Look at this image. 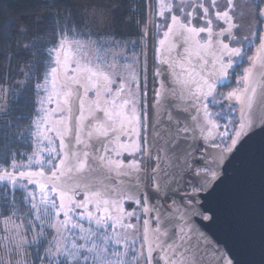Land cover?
<instances>
[{
	"label": "snow or ice",
	"instance_id": "1",
	"mask_svg": "<svg viewBox=\"0 0 264 264\" xmlns=\"http://www.w3.org/2000/svg\"><path fill=\"white\" fill-rule=\"evenodd\" d=\"M159 7L160 16L167 17L173 11L183 16V22L172 15L171 26H157V31L168 27L160 45L165 46L170 35L175 34L182 41L186 59L212 55L216 59L215 79L197 85L193 92L192 83L173 71L171 83L162 80L151 89L150 116L143 110V101L149 95L147 78L141 80L132 63L124 68L134 87H128L127 80L121 82L119 75L113 80L105 72H92L83 80L74 79L84 96L91 100L87 108L88 125H84L81 116V125L77 126L81 135H76L75 130H71V135L67 129L58 131L60 139L64 140L60 146L64 151L55 147L47 149V174L44 161H32L30 157H26L27 167L35 163L41 166L40 171L20 170L25 165L18 164L16 154L11 152L4 161L5 167L0 169L3 185L0 187V216L6 217V226L12 225L0 264H234L193 219L200 217L209 223L215 219L203 209L198 195L210 192L223 177V165L242 143L240 134L253 122L251 112L257 103L260 104V124L264 126V25L261 23L264 22V0H180L175 7L161 0ZM91 16L101 26L111 29L112 21L102 10L92 9ZM237 20L246 21V25L238 24ZM214 26L218 31H214ZM245 26L246 32H243ZM3 29L0 22V33ZM21 31L25 30L17 29L18 33ZM66 31L63 29L61 35ZM103 39L104 43L111 44L114 31L105 33ZM70 43L83 46L80 40L70 42L59 38L58 47L47 48L46 52L56 53L55 63L58 64L60 50ZM255 43L258 46L246 61L250 67L243 68V75L237 80L240 87L228 92L224 100H235L241 105L242 119L236 138L225 130H221L222 135L216 131L219 125L209 111V104L202 106V120L193 117L194 127L178 120L173 124L174 113L169 112L166 105L175 102L168 98L178 92L182 99L201 93L208 100L212 98V105L219 104L223 108L224 101L214 99L217 81L226 79L229 70L239 67L237 58L245 62V56L253 51ZM22 46L27 49L30 42ZM97 48L98 51L109 50L103 45ZM166 49L175 50L176 44L168 43ZM163 63L170 67L167 59ZM56 72L53 68V79ZM30 75L22 69L24 78L14 81L16 89L22 91ZM155 75L161 76V73L155 72ZM97 76L100 79H96ZM41 78L43 76L34 84V91L46 88V83H39ZM126 88L127 94L133 97L125 101V105L131 103L130 110L113 101L110 108L97 111L101 98L112 92L121 96ZM11 90L0 84V114L7 115L9 111L7 97ZM20 91L17 92L20 94ZM51 95L49 93V98ZM65 95H71V90ZM245 108L249 112L247 117L243 116ZM179 110L181 106L177 105ZM217 119L227 117L217 113ZM93 121L94 127L91 126ZM84 127L88 128L86 132ZM4 136L9 141L19 137L11 118L6 131L0 127L2 148L7 147ZM66 137L74 138L75 147ZM228 140L232 141L230 145ZM97 142L101 147H95ZM189 178H194L195 182ZM9 184L23 189L19 200L10 191ZM30 185L38 187L39 203ZM169 200L171 203H166ZM126 202L132 210H126ZM25 203L31 205L26 214L31 219L18 216V204ZM16 219H20V223H16ZM152 224L156 226L153 228ZM234 227L241 232L243 242L240 225L237 223Z\"/></svg>",
	"mask_w": 264,
	"mask_h": 264
},
{
	"label": "trees",
	"instance_id": "2",
	"mask_svg": "<svg viewBox=\"0 0 264 264\" xmlns=\"http://www.w3.org/2000/svg\"><path fill=\"white\" fill-rule=\"evenodd\" d=\"M94 8L109 17L111 29L98 27V21L94 22L93 18L87 19ZM0 22L4 25L0 33V84L12 89L7 97L9 111L7 115L0 114V127L6 131L11 118L13 128L19 130L18 138L13 137L10 141L7 136L2 138L7 145L6 148L0 147V166L4 168L9 152L16 154L17 161H24V155L31 154L32 125L39 112V90L34 91L33 86L42 76L39 83H44L55 60V53L48 54L46 49L58 47L59 38L77 39L85 45L92 44L99 61L103 56L108 60L116 57L128 62L134 56L140 59L145 0H0ZM17 29L25 31L18 33ZM63 29L68 31L62 36ZM110 30L114 31V39L107 44L103 37ZM26 41L30 42L27 49L22 46ZM98 45L109 50L98 51ZM62 50L64 55L65 49ZM111 51H115L116 56ZM22 69L31 75L27 78V86L20 91L14 81L24 78L21 76ZM55 81L53 83L57 85ZM30 186L35 191L39 190L35 185ZM0 187L3 185L0 184ZM8 187L19 200L23 189H11L10 184ZM5 218L0 216V219Z\"/></svg>",
	"mask_w": 264,
	"mask_h": 264
},
{
	"label": "flooded vegetation",
	"instance_id": "3",
	"mask_svg": "<svg viewBox=\"0 0 264 264\" xmlns=\"http://www.w3.org/2000/svg\"><path fill=\"white\" fill-rule=\"evenodd\" d=\"M160 2L161 0H154V46H153V58H152V72H151V78L149 80V88H148V81H147V91L149 93V99L150 102H152V96H151V89L156 87L157 82L167 81L168 83H171L174 79L172 73L173 71L179 76L181 79L187 80L190 83H192V90L195 92L196 86L200 85L201 83H207L209 80L215 79V72H216V59L212 55H204L203 58H197L196 56H193L191 60L186 59V54L184 50V46H182V41L178 38L177 35L172 34L170 35L168 41H166L165 46L160 45V40L165 39V33L168 31V27H160L159 31H157L158 25H164L167 24L168 26H171V16L177 15L181 21L183 22V16L182 13H178L176 11L171 12L167 17L160 16ZM167 3L173 5L174 7L180 3V0H166ZM242 2V0H241ZM146 10V8H145ZM240 10H238L239 12ZM145 17H146V11H145ZM238 24H245L246 21L237 20ZM262 25H264V22H261ZM202 26V25H200ZM214 31H218L217 28L214 26ZM243 32H246V26L243 29ZM227 42V41H225ZM168 43H175L176 49L172 51H168L166 49ZM258 46V43L253 44V51H250L245 56V62H239V58H237V61L239 63V67H235L234 70H229V76L220 81H217V88L216 92L214 93V99L221 101L225 100L227 93L240 87V85L237 84V80L243 75V68L250 67V65L246 62L247 58L252 56L254 53L255 48ZM140 52H141V58L139 59V64L137 66H133L140 77L141 80H144L145 77H147V60H146V41H145V23L143 26V32L142 37H140ZM64 55L62 56L63 60ZM167 59L169 62V66H166L163 61ZM63 62V61H62ZM119 68L125 70L124 65H118ZM160 72L161 76H156L155 72ZM119 71V69H118ZM125 76L122 77L119 75L122 80L121 82H124V80L127 79L128 81V87H134L131 85V82L129 83V77L128 72L125 70ZM120 73V72H117ZM118 75V74H117ZM116 75V76H117ZM87 74H80L79 76H73V77H65L62 75L61 68H60V79L65 81L67 84H61L59 83L57 76L55 77L57 86H59V103H58V112H57V120H53L50 122V126L53 129V134L56 137V141L58 144V148L60 152H63L64 149L60 146L64 143V140L60 139L58 135L59 132H63L66 129L75 130L76 135H81V130L78 128V125H81L80 117H84V125H88V121L90 117L87 114V108L91 105V100H89L86 96L82 93L80 94L79 103L77 105V112L76 116L74 115L73 120L71 119V113L72 109L70 108V97L71 95L66 96L65 93L71 90V87L75 86L77 83L74 82V79H80L81 77H86ZM116 76L113 75L112 79L115 80ZM96 79H100L98 76ZM175 87V85H173ZM119 87V85H117ZM71 90V94H72ZM204 92H207V88H204ZM128 89H125V93L121 96H117L115 92H112L111 95L104 96L98 101L99 107L97 108V111H99L100 108H110L113 101H115L116 105H124L127 109L130 110L132 107L131 103L125 105V101H131L133 100V97L129 96ZM185 96H187V93H184ZM136 99L139 100V93L137 92ZM169 100L176 101L177 105L181 106V110L177 111V107L174 109L171 108V104L169 107H167V110L169 112L174 113V120L173 124L178 120L181 124L187 125L189 127H194L196 121L193 120V117H197L199 119H203V111L202 106L204 104H209V111L212 113L213 119L216 120V122L219 125V128L216 130L220 135L223 133L221 130H225L226 132L230 133L232 137L234 138L238 127H239V111L240 106L236 103L235 100H229L224 101V107L221 108L219 104L212 105L211 104V97L209 100L206 96H202L201 93H196L194 96H190L187 99H182L180 93L178 92L175 97H169ZM67 101V102H66ZM137 107H140V104H137ZM150 107V106H149ZM169 108V109H168ZM183 108H187V111H183ZM143 110L150 116L152 109L147 107V97L143 101ZM217 113H220L227 117V119H217ZM104 119H107V116L104 117ZM165 121H167V117H164ZM56 122V123H55ZM55 123V124H54ZM150 123V121H149ZM92 127L95 126V121H93ZM88 130L87 127H84V132ZM68 142L72 147H75L74 144V138H68ZM219 139V136H218ZM230 145L232 143L231 140L227 141ZM95 147L99 148L101 145L97 142L95 143ZM205 147H208L205 145ZM211 147V146H210ZM101 176L104 174L101 173ZM194 181V178H189ZM202 194V193H201ZM198 195L199 203H201L200 195ZM183 195V193H181ZM156 200L155 194L152 196V201L154 202ZM166 203H171V201H166ZM134 207V206H133ZM126 210H132L128 207V203H125ZM193 222L200 228L201 223H207V221H203L200 217H195L193 219ZM133 223H136L133 221ZM153 228L156 226L155 224L151 225ZM142 231V228H141ZM137 243V247L138 244ZM224 250V248H223ZM225 252V251H224ZM226 254V253H225ZM227 255V254H226Z\"/></svg>",
	"mask_w": 264,
	"mask_h": 264
},
{
	"label": "water",
	"instance_id": "4",
	"mask_svg": "<svg viewBox=\"0 0 264 264\" xmlns=\"http://www.w3.org/2000/svg\"><path fill=\"white\" fill-rule=\"evenodd\" d=\"M145 41L147 60V81L152 72V58L154 46V0H145ZM63 50L59 52V63H55L56 76L61 84H67L60 79V63ZM83 80V77L80 78ZM70 97L71 119L76 116L77 105L82 88L71 87ZM259 90V89H258ZM237 103V102H236ZM151 104L147 96V107ZM239 111V127L242 119L241 105ZM167 104L166 107H169ZM177 107L176 101L171 108ZM169 109V108H168ZM243 116H249L245 108ZM252 123L240 134L242 143L223 165V176L208 193L200 195L201 205L215 216L209 223H201L200 230L204 232L216 246L234 264H264V126H261L260 104L251 112ZM237 130V131H238ZM237 133V132H236ZM236 138V134L234 136ZM47 174V173H46ZM239 224L242 229L238 232L234 225Z\"/></svg>",
	"mask_w": 264,
	"mask_h": 264
},
{
	"label": "rangeland",
	"instance_id": "5",
	"mask_svg": "<svg viewBox=\"0 0 264 264\" xmlns=\"http://www.w3.org/2000/svg\"><path fill=\"white\" fill-rule=\"evenodd\" d=\"M92 18L93 17L91 16V14H89L87 19H92ZM93 20L94 22L98 21L95 18H93ZM97 26L102 27L99 24V22L97 23ZM93 49L94 48L92 47V44H89V46L85 44H83V46H78L74 43H70L65 48L64 51V59L60 67L62 75L67 78L77 76V72L79 70L81 75L87 74L88 76H91L92 72H96V73L105 72L111 77H113V75L116 76L117 74L124 77L125 70L119 68V66L110 67V65H112L113 63H115L116 65H126L128 63H132L133 66H137L139 64L138 56L132 57L130 62L125 61V59H119V58L117 59L116 57H113L112 59L108 60V58L107 57L104 58V56L99 61V58L97 57V52ZM110 53H113V56H116L114 55L115 51H111ZM55 60H56V53H55ZM55 60L53 59V67L51 66L50 71L48 72V77L45 79L43 83V84L46 83V88L39 89V112L32 125V134H31L32 148L30 152L31 154L24 155L26 157H30L32 161H35L37 159L44 161V168L46 173L48 168L47 161L49 157V153L47 149L52 147L58 148L56 137L53 134V129L50 126L51 121L57 120L56 115L58 112V99H59V87L53 83V80L55 79H53L51 75L52 69L55 68V62H54ZM84 69H91V71L90 72L83 71ZM130 82L131 81H129V83ZM49 93H52L51 98H49ZM33 153H35L36 155L34 156ZM26 157L24 161H19V160L17 161L18 164L25 165V167L21 168L20 170L40 171L41 166L36 165L35 163H33L31 167H27L28 160L26 159ZM0 167H1L0 169H3V166ZM16 187H19V185H17ZM33 188L34 187L29 186V189L31 191H35ZM11 189H13V187H11ZM35 192L37 193V203H39V190ZM18 207H19L18 216L21 219L23 218L31 219V217L26 216L28 211L31 209L30 204L25 203L23 206H20L18 204ZM32 211H33V215H35V210ZM4 220L5 219H0V254L1 255L5 254L6 250L4 248V245L7 243L6 236L11 234V228H12L11 224L6 226L4 224ZM16 223H20V219H16ZM6 227L8 229L7 232L5 231ZM137 248L139 249V244Z\"/></svg>",
	"mask_w": 264,
	"mask_h": 264
}]
</instances>
